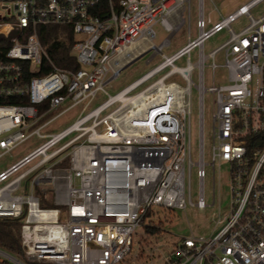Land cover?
I'll use <instances>...</instances> for the list:
<instances>
[{"label": "built area", "instance_id": "built-area-1", "mask_svg": "<svg viewBox=\"0 0 264 264\" xmlns=\"http://www.w3.org/2000/svg\"><path fill=\"white\" fill-rule=\"evenodd\" d=\"M263 1L218 11L213 20L197 0V35L189 28L186 45L166 54L170 37L192 21V0H0V157L33 134L44 138L0 170V218L21 219L22 246L21 254L0 246V264L120 263L132 251L137 228L153 226L144 224L153 207L204 211L215 205V197L205 201L204 180L206 168L217 165L227 169L229 212L219 216L211 236L181 237L162 264H264V13H252ZM243 16L248 23L235 30L232 24ZM49 25L73 30L72 68L51 60L39 33ZM156 25L169 33L160 44ZM222 31L228 38L206 53V42ZM148 51V62L159 54L162 60L111 94V80ZM182 59L185 65L177 63ZM218 68L225 69L220 84ZM99 93L106 100L87 112ZM206 93L212 96L210 162ZM81 104L69 127L42 132ZM65 158L70 167L61 169ZM48 192L54 207L42 205Z\"/></svg>", "mask_w": 264, "mask_h": 264}, {"label": "rangeland", "instance_id": "rangeland-1", "mask_svg": "<svg viewBox=\"0 0 264 264\" xmlns=\"http://www.w3.org/2000/svg\"><path fill=\"white\" fill-rule=\"evenodd\" d=\"M218 10L214 8L211 0H204V12L207 17L216 18L218 11H226L227 7L231 4L232 0H213ZM197 0H192V21L190 25L187 22L182 25L170 37V44L163 48L166 54H171L182 46L186 45L187 35L189 28L193 37L197 35L196 18H197ZM252 13L254 16H259L264 13V1L258 6L253 8ZM248 23V19L243 16L232 24L235 30H239ZM157 37L154 40L156 44H160L169 33L166 32L159 25L154 26ZM228 38L226 31H222L212 36L205 44V52L208 53ZM153 51H148L140 56L130 64L126 65L119 75L112 79L106 86L111 94H115L133 84L136 80L150 71L155 64L162 60L161 55L148 62ZM223 55L218 54V63L223 62ZM197 59V50L192 54V61ZM179 65H185V60L182 59L177 62ZM225 74V69L218 68L215 77V83H222V76ZM205 82L210 86L213 82L212 71L209 67L205 68ZM106 100V96L99 93L95 101L89 106L87 112L100 105ZM73 108L66 113L58 116L53 122L45 127L42 132H61L69 127L78 116L81 107ZM61 110V107L52 110L45 119L56 115ZM37 126V125H36ZM212 96L210 93L205 94L204 99V145H205V160L210 162L212 159ZM193 143H194V156L197 157L198 149V97L197 93L193 95ZM44 138L39 137L37 134L29 136L24 142L16 146L12 150L6 152L0 157V170H3L18 161L25 154L43 143ZM61 169L70 167L68 158H65L59 165ZM192 188L194 193V200L198 191V180L196 175L192 180ZM41 192V190H39ZM204 195L205 201L211 204L215 197V205L207 207L204 211L199 210L197 207L189 206L185 210L178 209H164L162 207H153L146 219V225L152 224L156 226V231L150 233L144 225L137 228L134 236V244L131 253L126 257V260L117 264H162V256L165 254L175 242L179 241L181 237L194 234L196 236L203 235L205 237L211 236L219 227L216 221L219 216L226 215L230 210V184L228 180V173L225 166H216L213 171L211 167L206 168V177L204 180ZM52 194L48 192L44 201L53 204Z\"/></svg>", "mask_w": 264, "mask_h": 264}, {"label": "trees", "instance_id": "trees-1", "mask_svg": "<svg viewBox=\"0 0 264 264\" xmlns=\"http://www.w3.org/2000/svg\"><path fill=\"white\" fill-rule=\"evenodd\" d=\"M39 33L51 60L57 66L72 68L76 65V56L72 52L75 35L71 27L63 25L41 26ZM42 205L54 207V204L47 202H43ZM156 228V226H146L150 233H154ZM0 246L15 254L22 253L20 218H0Z\"/></svg>", "mask_w": 264, "mask_h": 264}, {"label": "crops", "instance_id": "crops-1", "mask_svg": "<svg viewBox=\"0 0 264 264\" xmlns=\"http://www.w3.org/2000/svg\"><path fill=\"white\" fill-rule=\"evenodd\" d=\"M248 1H250V0H232V2H231V4L227 7V10L226 11H222V12H220V13H222V14H226V13H228V12H231V11H233V10H235L237 7H239L240 5H242V4H244V3H246V2H248ZM216 4V3H215ZM217 6V5H216ZM218 8V7H217ZM212 18V17H211ZM218 18H219V15L216 17V18H212L213 20H218ZM145 54V53H144ZM143 54V55H144Z\"/></svg>", "mask_w": 264, "mask_h": 264}, {"label": "water", "instance_id": "water-1", "mask_svg": "<svg viewBox=\"0 0 264 264\" xmlns=\"http://www.w3.org/2000/svg\"><path fill=\"white\" fill-rule=\"evenodd\" d=\"M139 57H140V56H138L137 58H139ZM137 58H135L134 60H136ZM134 60H133V61H134ZM133 61H132V62H133ZM130 63H131V62H130ZM130 63H129V64H130Z\"/></svg>", "mask_w": 264, "mask_h": 264}]
</instances>
